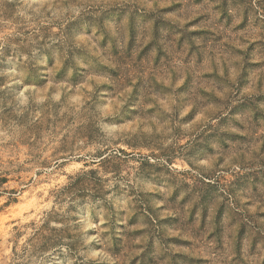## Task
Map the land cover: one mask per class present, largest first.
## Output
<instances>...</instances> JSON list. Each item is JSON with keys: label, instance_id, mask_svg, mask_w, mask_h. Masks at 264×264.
<instances>
[{"label": "rangeland", "instance_id": "rangeland-1", "mask_svg": "<svg viewBox=\"0 0 264 264\" xmlns=\"http://www.w3.org/2000/svg\"><path fill=\"white\" fill-rule=\"evenodd\" d=\"M0 264H264V0H0Z\"/></svg>", "mask_w": 264, "mask_h": 264}]
</instances>
